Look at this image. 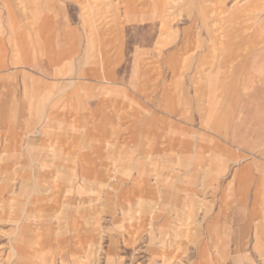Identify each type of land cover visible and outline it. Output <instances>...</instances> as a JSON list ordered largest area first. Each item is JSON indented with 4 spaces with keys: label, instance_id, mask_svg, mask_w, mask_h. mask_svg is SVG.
Instances as JSON below:
<instances>
[{
    "label": "rangeland",
    "instance_id": "obj_1",
    "mask_svg": "<svg viewBox=\"0 0 264 264\" xmlns=\"http://www.w3.org/2000/svg\"><path fill=\"white\" fill-rule=\"evenodd\" d=\"M0 264H264V0H0Z\"/></svg>",
    "mask_w": 264,
    "mask_h": 264
},
{
    "label": "crops",
    "instance_id": "obj_2",
    "mask_svg": "<svg viewBox=\"0 0 264 264\" xmlns=\"http://www.w3.org/2000/svg\"><path fill=\"white\" fill-rule=\"evenodd\" d=\"M18 19H25L26 17L25 16H22V15H19V16H16Z\"/></svg>",
    "mask_w": 264,
    "mask_h": 264
}]
</instances>
